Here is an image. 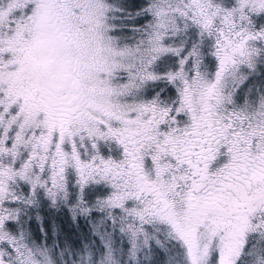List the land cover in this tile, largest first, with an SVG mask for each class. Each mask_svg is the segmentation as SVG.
<instances>
[{"label":"snow or ice","instance_id":"6c2138e0","mask_svg":"<svg viewBox=\"0 0 264 264\" xmlns=\"http://www.w3.org/2000/svg\"><path fill=\"white\" fill-rule=\"evenodd\" d=\"M41 203L134 264H264V0H0V264H56L8 226Z\"/></svg>","mask_w":264,"mask_h":264},{"label":"rangeland","instance_id":"374dc122","mask_svg":"<svg viewBox=\"0 0 264 264\" xmlns=\"http://www.w3.org/2000/svg\"><path fill=\"white\" fill-rule=\"evenodd\" d=\"M246 94V85H241L237 89V102L242 103ZM251 95V94H249ZM66 209L54 208L44 203L35 207H29L23 213V218L19 226L14 221H9L10 229L19 232L21 229L26 232V239L31 243H36L47 247L54 256L56 264H84L83 253L85 245L93 250L91 257L95 262L99 254L104 251V245L100 242V237L92 231L93 224H98L101 231L109 232L112 237V247L114 254L119 255L120 264H134L132 258L127 255L129 241L126 236L112 227L110 222L101 223L98 219L84 217L78 214L76 221H71L70 215L65 217ZM37 213L41 219H37ZM93 215H97L93 213ZM45 225L41 231V226ZM148 252L144 249L140 255L143 257Z\"/></svg>","mask_w":264,"mask_h":264}]
</instances>
